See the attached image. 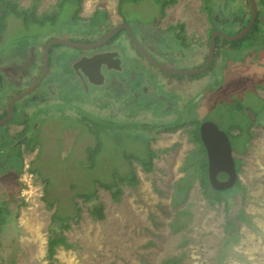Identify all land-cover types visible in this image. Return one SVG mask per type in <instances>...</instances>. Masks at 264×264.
Here are the masks:
<instances>
[{"label":"rangeland","instance_id":"obj_1","mask_svg":"<svg viewBox=\"0 0 264 264\" xmlns=\"http://www.w3.org/2000/svg\"><path fill=\"white\" fill-rule=\"evenodd\" d=\"M56 1L40 0L35 3L33 0H17L24 9L35 5L38 15L51 12ZM211 1L213 7L218 6L217 2L226 1L224 5L230 15L218 23L225 34L233 35L234 29L238 31L247 25V19L240 21L241 16L233 6V0ZM257 1L259 12L264 15V0ZM97 9H103L109 18L96 32L97 35L104 33L109 23L113 26L123 21L117 10V0H84L80 15L88 16ZM121 9L135 32L139 24L154 25L161 15L155 0H143L140 6L126 3ZM69 13L66 10V18L60 19L61 24L65 22L62 27L67 30V35L74 33L66 24L70 19ZM95 21L92 20V26L96 25ZM50 29L52 27L49 26H24L13 15L7 18L0 37V70L6 73L5 76L0 75L6 86V91L0 93V110L20 88L14 84L7 85L13 82V77L6 70L12 65L20 69V74L27 79L24 85L31 81L33 73L36 76L40 74L41 53L49 32H52ZM261 30L253 36L252 47L246 43L240 52L223 53L221 57L223 60L227 56L237 60L242 57L243 65L249 59L251 70H248V76L242 74L230 80L228 78L225 84L222 63L215 58L205 76L197 79L194 85L175 89L169 85L165 89L159 82L155 83L160 77L150 76L157 74L156 68L148 63L149 69L142 59L132 67L128 66V72L125 64L122 65L124 72L121 77L126 85L116 86L119 94L105 92L104 84L94 88L88 85V88L77 78L70 64L71 57H78L81 50L55 47L58 52L57 55L55 52L50 54L48 77L40 89L21 102L25 103L24 107H34L24 113L26 117L23 120L27 121L30 133L26 143L37 149L25 151L26 143L22 141L23 165L17 180L12 174L18 165V152L11 148L16 140L22 139L16 133L26 125L23 128V125L13 123L0 127V264H264L263 123L250 128L253 136L244 152H238L241 141L233 148L235 159L241 160L239 184L232 191L221 192L220 203L216 206L203 196L199 181L194 177L197 165H191L195 145L190 136L194 124L162 132L150 142V146L157 151L153 171L147 174L138 163L133 162L140 182L134 188L120 184L123 193L119 202L94 183V180L110 181L114 170L120 175L126 174L129 166L123 156L125 153H143L144 146L142 138L137 135L136 124L196 119L194 106L209 100L206 119L228 133L233 111L223 101L224 98L229 102L239 99L242 96L238 92L239 86L246 88L242 104L249 109L259 108L260 103L247 87L251 90L253 78L264 75V62L260 61L262 54H259L264 46ZM61 33L56 32L55 37ZM123 35L117 41L131 51V47L122 40ZM177 37L172 35L168 51L165 52L164 45L158 44L153 48L155 53H151L162 59L156 51L165 52L168 59L165 65L168 67L195 69L188 61L190 52L177 44ZM142 44L149 50L147 43ZM64 51L69 55H64ZM168 77L174 78L171 75ZM150 80L155 84L149 83ZM257 95L264 98V90L258 89ZM21 103L16 105L18 115L23 111ZM196 113L200 119L202 112ZM244 113L250 121H254L252 113ZM82 117L107 119L109 123H105L108 129L101 131L102 148L93 168L88 166L86 149L94 146L96 141L83 125ZM233 122L244 123L245 119L237 114ZM231 133L238 134L239 131L231 130ZM25 163L38 172L32 173V178L29 173L24 176L29 171L24 170ZM185 176L193 181V186L185 201L174 207L172 197L175 185ZM41 178L48 183L47 194ZM93 190H96L97 200L103 207L104 218L101 220L91 215L83 199L74 196L75 193H90ZM75 204L80 209L79 217L67 221L62 227L64 243L55 247L50 258L47 239L52 215L56 211L60 219L72 217L76 214Z\"/></svg>","mask_w":264,"mask_h":264},{"label":"trees","instance_id":"obj_2","mask_svg":"<svg viewBox=\"0 0 264 264\" xmlns=\"http://www.w3.org/2000/svg\"><path fill=\"white\" fill-rule=\"evenodd\" d=\"M35 3L39 2L40 0H33ZM158 4H159V9H160V14L163 15L166 8L170 5L175 4V0H155ZM202 1V8L203 10L206 12L207 16H208V21L211 25V31L210 33H212L215 29H217V26L215 25V19L216 16H214L212 14L213 10H215V8L212 5V1L211 0H201ZM246 1V0H245ZM84 0H57L55 5L52 6V10L49 13H42L40 15H38L36 13V6L34 5L31 8H21L17 2V0H0V37L2 35V33L4 32L5 29V24H6V20L9 16L13 15L15 18L20 19L23 23L24 26H28V25H35V26H39L41 28H45V26H49L52 27V31L57 30L58 32H61L63 30L65 25V22L62 21V24L60 23V19L62 18H66L65 15V11L68 10L69 13V21H67V27L69 28H76L77 26L80 25L82 19L79 17L80 16V12H81V7L83 4ZM143 2V0H117V9H118V13L121 17H123L124 20H126V16L123 15L122 13V5L126 4V3H132L134 5H137L139 3ZM248 8V13L250 15V7L247 3V1L245 2ZM258 4V1H257ZM260 13V12H259ZM240 16L242 15L239 12ZM97 17V18H95ZM250 17V16H249ZM92 20H96V25L91 24ZM107 20V15L106 12L104 11H97L96 13H94L93 17L90 18V22H88L87 24L89 25V28L91 29L92 33H96L98 31L101 30L102 25L105 23V21ZM224 20V19H223ZM249 20V18H247V21L245 23H247ZM222 21V19H220V22ZM243 23V25L245 24ZM261 20L259 19V14H258V18L254 24V26L252 27V29L250 30V32L243 37L240 40L237 41H226L221 37H218L216 39V49H215V57L218 56V54L220 53V50L224 49L227 50V52L229 53H237L240 52L243 48L242 46L246 43L250 44V46H253V36L255 35V33L260 32L261 30ZM54 27V29H53ZM180 28L183 30V25L180 26ZM240 29H242V27H240ZM239 29V30H240ZM238 30V31H239ZM237 30L232 33L235 34L238 32ZM53 32H49L48 35H52ZM264 44V43H263ZM261 48V47H260ZM264 46L261 48L263 49ZM259 54L261 55V62H264V49L263 50H259ZM246 56V54H245ZM244 56V57H245ZM257 56V55H256ZM242 57H240L241 59ZM235 57H227V59H225L224 62H222L221 68L223 71H225V80L224 83L226 84L228 82V78L229 80L232 77L235 76H239V75H246L248 76V70H251V66L248 64L249 63V59L247 60V62L245 61L246 65L241 64V60ZM50 60V58H49ZM223 60V59H222ZM240 62V63H237ZM237 67H240V69H238ZM205 73L196 75V76H180V75H172V77L178 78V79H183V78H192V79H200L201 77H204ZM250 77V76H249ZM229 84V83H228ZM227 84V85H228ZM231 84V81H230ZM252 89H249V86L247 87V90H249V93H252V95L255 96V99L260 103L259 108H252L249 109V107H246L243 103V91L246 90V88L239 86L240 91L239 94L241 93L242 96L239 97V99L237 100H231L229 102V100H227V98H224L225 100L223 102H226L229 104V107L231 108V111H233V114L231 116V121L228 125V135L230 137L231 143H232V147L236 148V145L239 141H241L240 143V148L241 150H238V152H244L245 149L247 148L250 139L253 136V132L250 131V128L252 126H257L260 125L261 123L264 124V98H261L257 95L256 93V89H263L264 90V75L262 78H259L257 76H255L252 80ZM246 85V84H245ZM246 96V95H245ZM210 98V97H209ZM206 105H209V100L206 102ZM244 111L250 112L253 114L254 117V121H250V118L244 113ZM168 112V111H167ZM196 115V119L192 117V119H187V120H174L170 123H163V124H154V123H143V124H136L135 127L136 131H137V135H139V138L141 137V143L142 146H144V151L141 154H124V158L127 160L128 162V171L126 174L120 175L119 173L116 172V170L113 171L112 174V179L108 182H103V181H99V180H94L95 185H97L98 187L103 188L104 190L108 191L112 197V199L115 202H119L121 195H122V189L120 187V184H125L128 185L132 188L136 187L140 180L139 177L135 171L133 162L138 163L142 170L145 173H151L154 169V159L157 156V151L155 149H153L150 146V142L151 141H155L158 137V135L162 132H172L174 130L180 129L186 125L189 124H195V128L190 132V136H191V142L195 145V150L192 152V157H191V165L192 164H196L197 165V172L196 174H194V177L196 179H198L199 184L202 188L203 191V196L209 201V203L213 206H216L220 203V198L222 197V194L220 191L214 190L213 188H211L209 182H208V173H207V156H206V150L201 142L200 139V135H199V121L197 119V113H194ZM237 114H240L244 117L245 122L244 123H238V122H233L235 119V116ZM191 116H193L192 114H190ZM26 116H22L21 118H19L18 120L14 121V123L16 124H20L23 125V128L25 126L24 129H22V131L19 133L20 134V138L22 139H18L19 141H15L14 142V146H12L11 150H17L18 153H16V157L18 160V165L16 167V169H14L13 171V177L14 180H17L19 174L22 171V165H23V159H22V151H21V146L23 145V142L26 143L27 138L29 137L30 133L27 131V121L23 120V118H25ZM91 119V118H90ZM89 118H81V121L83 123V125H85L89 131L90 134H92V136L95 139V145L92 147H88L86 149V159L88 162V166L90 168H93L95 166V162H96V158L97 155L99 154V152L101 151L102 148V142L100 139V134L101 131H105V129H108V127H105V123H107V125L109 124L107 121V119L105 120H101V119H91ZM178 119V118H177ZM88 120V121H87ZM90 120V121H89ZM103 121V122H102ZM131 126V125H128ZM110 127V126H109ZM134 127V126H133ZM231 130H238L239 133L238 134H232ZM23 141V142H22ZM140 142V141H139ZM35 149H37L36 146H33L31 144L26 143L25 145V151L27 152H33ZM11 153H13V151H11ZM39 153V152H38ZM38 156V154H37ZM235 164H236V170L237 173L240 170V166H241V160L235 159ZM7 171V170H6ZM29 171L30 173H38L36 171V169H32L29 167ZM40 176V175H39ZM43 180V183L45 184L44 186V192L47 194V186L48 183L47 181H45V179L41 178ZM239 184V179L237 180L236 186H238ZM193 186V181H191V179H189L187 176H185V178L181 179L180 181H178L175 185V192L173 194V203H174V207H177L179 205H181L185 199L188 196V193L191 189V187ZM96 190H93L90 193H75L74 196L83 199V201L89 206L90 208V212L91 215L94 216L96 219H103L104 218V214H103V207L102 204L100 202H98L97 200V196L95 195ZM48 201V200H47ZM48 204L50 206H52V203L48 201ZM75 208H76V204H75ZM80 209L76 208V214L72 217H67L65 219H60L58 218V214L55 211L52 215V226L50 229V235L47 239V248H48V252H49V257H52V254H54L55 251V247H57V245L59 244H63L64 243V238L61 236V230L62 227H64L67 223V221L70 220H77L78 219V213H79Z\"/></svg>","mask_w":264,"mask_h":264},{"label":"water","instance_id":"obj_3","mask_svg":"<svg viewBox=\"0 0 264 264\" xmlns=\"http://www.w3.org/2000/svg\"><path fill=\"white\" fill-rule=\"evenodd\" d=\"M246 1L250 7V19L247 25L233 35L225 34L221 29L214 30L210 35L204 63L202 66L190 70L174 69L157 61L144 49L127 23L113 26L101 39L94 42H75L63 38H53L49 40L43 50L40 76L29 87L9 100L7 104V115L0 119V126H3L13 118V106L33 93L47 77L49 71V53L53 46L60 45L77 50L92 51L104 45L118 32L124 30L133 47L145 58V60L155 66L159 71L170 75L196 76L205 73L213 63L215 58L216 39L218 37L226 41H237L245 37L252 29L258 18L259 7L256 0ZM120 64L121 61L118 53L115 51H108L75 60L72 63V68L79 78L83 79L85 77L90 84L96 85L101 81L103 76L101 73L102 66L108 69L112 68L118 70ZM86 68H90V71L86 70ZM206 111V107H204L202 113H200V119H203ZM199 135L206 150L208 182L211 188L220 192L234 190L238 180V173L229 135L210 120H205L199 125Z\"/></svg>","mask_w":264,"mask_h":264},{"label":"flooded vegetation","instance_id":"obj_4","mask_svg":"<svg viewBox=\"0 0 264 264\" xmlns=\"http://www.w3.org/2000/svg\"><path fill=\"white\" fill-rule=\"evenodd\" d=\"M245 1V0H244ZM257 1V0H256ZM246 2V1H245ZM259 7V6H258ZM118 10V9H117ZM97 11H104L103 9H97V10H94L90 15H88V16H82V15H80L79 17L82 19V21H81V23H80V25L79 26H77L76 28H73V31H74V33H72V34H69V35H67V30L66 29H63L60 33L61 34H58L57 35V37H55V34H56V32H58L57 30H54V31H52L53 32V34L52 35H48V39H46V44H47V42L49 41V40H51V39H53V38H63V39H67V40H72V41H75V42H94V41H97V40H99V39H101L109 30H111V28L113 27V26H116V25H119V24H123V23H127V24H129V26L131 27V29H132V31H133V33H134V35L137 37V39L139 40V42L141 43V45L144 47V49L147 51V52H149V54H151L157 61H159V62H161L162 64H167V61H168V59H166L165 58V52L166 51H168L170 48H169V46L171 45V44H168L169 43V41L172 39L171 37H172V35H176V36H178L177 38H176V41H178V43L177 44H180L181 42H182V40H183V35H182V32H183V30L180 28V26L182 25V24H176V25H167V26H161V22H162V20L164 19V17H165V12H164V14L163 15H159L157 18H156V20L154 21V25H150V24H148V23H143V24H139L138 26H137V30H136V32H135V30L132 28V26H131V24H130V22L128 21V19L126 18V20H124L123 19V21L122 22H120V23H118V24H116V25H113V26H111V23H109V27H106L107 29H105V31H104V33H102L101 35H97L98 33H92L91 32V29L89 28V25L87 24L88 23V21L90 20V18L91 17H93V15H94V13H96ZM105 12V11H104ZM261 13H262V11H261ZM259 14V13H258ZM106 15H107V13H106ZM123 18V17H122ZM139 19H137V21H138ZM109 21V18H108V15H107V20L105 21V23L103 24V25H105L106 24V22H108ZM136 21V22H137ZM138 24V23H137ZM111 26V27H110ZM69 28V27H68ZM217 29H219V28H217ZM217 29H215V30H217ZM222 30V29H221ZM223 31V30H222ZM263 31H264V26H263ZM224 32V31H223ZM122 34H124L123 35V37H122V40H124L125 42H126V44H128L129 45V47H131V51H128V49L126 50L125 49V44H123V43H119L118 41H117V38L118 37H120V36H122ZM211 35V34H210ZM210 39V38H209ZM142 42L144 43H147L148 44V46H149V50L142 44ZM263 43H264V32H263ZM45 44V45H46ZM158 44H161V45H164L163 47H164V50H165V52H161V51H156L157 52V54H159L158 56H160L162 59H158V58H156L152 53H155V52H153L154 51V47L155 46H157ZM250 45V44H249ZM57 46H60V45H56V46H53L51 49H50V53H49V58H50V54H53L54 52L56 53V55H57V52H58V50H57V48H55V47H57ZM45 47V46H44ZM53 48H54V50H53ZM60 48H67V47H65V46H60ZM69 48V47H68ZM264 49V48H263ZM263 49H260V50H263ZM44 50V49H43ZM77 50V49H76ZM108 51H112V52H117L118 53V55H119V59H120V61H121V64H120V68L118 69V70H114V69H112V68H110V69H108V68H106L105 66H102V68H101V73H102V79H101V81L98 83V84H96V85H93V84H90L88 81H87V79L84 77L83 79H81V78H79L76 74V76H77V78H79L81 81H83L84 82V84H86V86L89 88V86L90 87H92V88H94V87H97L98 85H100V84H104L103 86H104V91L105 92H110V93H113V94H119V92L117 91V89H116V86H119V85H121V86H125L126 85V81L121 77V75L123 74V72H124V70H123V67H122V65H124L125 66V68H126V72H128V66L129 67H132V65L133 64H135L137 61L138 62H140V60H142L143 61V63H145L146 62V64H147V66H149L148 65V61L147 60H145V58L133 47V45L131 44V42L128 40V38H127V34H126V32L124 31V30H122V31H120V32H118L117 34H115L111 39H109L104 45H102L101 47H99V48H97V49H95V50H89V51H87V50H81L80 51V55L78 56V57H71V59H70V64L72 65V63L75 61V60H78V59H80V58H82V57H90V56H92V55H94V54H96V53H100V52H108ZM221 51H223V53L224 52H226V53H228L227 52V50H220V53H221ZM84 52H89L88 54L87 53H84ZM132 52V53H131ZM152 52V53H151ZM169 52H172V51H169ZM42 55H43V51H42V53H41ZM248 54V53H247ZM246 54V55H247ZM64 55H66V56H68L69 54H67L65 51H64ZM71 56V55H70ZM82 56V57H81ZM227 56V55H226ZM222 57V56H221ZM228 57V56H227ZM235 58V57H234ZM215 59V58H214ZM51 60V59H50ZM50 60H49V68H50ZM225 61V59L224 60H222V58H220V63H222V62H224ZM140 64V63H139ZM150 64V63H149ZM142 65V64H141ZM17 66V65H16ZM143 66V65H142ZM150 66H153L152 64H150ZM149 66V69H151V67ZM41 67H42V57H41ZM56 67V66H55ZM154 68H156L155 66H153ZM172 68V67H171ZM4 70H6V69H4ZM86 70H88V71H90V68H86ZM8 73H11V74H9L11 77H13V82H9L8 84L7 83H5V84H7V85H12V84H14L16 87H19L20 86V88H18L17 89V91L10 97V98H8L7 99V101L5 102V104H4V106H3V108H2V110H0V119L1 118H4L6 115H7V104H8V102H9V100L13 97V96H15V95H17L18 93H20L21 91H23V90H25L27 87H29L32 83H34L37 79H38V77L40 76V74H41V70H40V74H38L37 76L36 75H34V73H33V76H31V77H33L32 79H31V81L27 84V85H24V81H26L27 79L26 78H24V77H26V76H24V75H22V74H20L21 72H20V69H18L17 70V67H14L13 65L12 66H9V68L6 70ZM156 71H157V74L156 75H154L153 73H152V75H150L151 76V78H152V76H157V77H160V80L159 81H156L155 83H157V82H159L160 84H162L163 85V88L165 87V89L166 88H168V86L170 85L171 86V88H173V89H175V88H177L178 86L177 85H174V80L175 79H178V78H169L168 76L170 75V74H166V73H163V72H161V71H159L157 68H156ZM25 72V71H24ZM27 72V71H26ZM20 75H19V74ZM48 73H49V71H48ZM4 73H2L1 72V70H0V75L1 76H5V74L3 75ZM158 75H160V76H158ZM172 76V75H171ZM47 77H48V75H47ZM46 77V78H47ZM46 78H45V80H46ZM44 80V81H45ZM43 81V82H44ZM152 80H150L149 81V83H151V84H155V83H153V82H151ZM42 82V83H43ZM42 83H41V85H42ZM52 85H53V83H51ZM41 85L35 90V91H37L38 89H40V87H41ZM89 85V86H88ZM86 87V88H87ZM87 88V89H88ZM6 86H4V82H3V79H2V81H1V77H0V93H3V92H5L6 90ZM156 89L157 88H155L154 90L156 91ZM259 89V88H258ZM258 89H256V93H257V90ZM259 90H261V89H259ZM34 91V92H35ZM159 91H161V92H163V90H159ZM33 92V93H34ZM160 92V93H161ZM33 93H31L29 96H27V97H25V98H23L19 103H21L22 101H24V99H26V98H28V97H30ZM102 93H104L103 91H102ZM147 93V92H146ZM160 98H162V97H159V99ZM261 98H263V97H261ZM18 103V104H19ZM21 105H23V111L20 113V115H18L17 114V106L16 105H14L13 106V110H14V114H13V118L10 120V121H8L6 124H4L3 126H0V127H5V126H7V124H13L14 123V121H16V120H18L19 118H21L22 116H24V113H27V111L28 110H30V109H32V108H34V107H29V108H27V107H24V106H26L25 105V103H21ZM195 107V111L196 112H202L203 111V109H204V107H207V105H206V102H204L203 104L202 103H200V104H197V105H195L194 106ZM49 110H51L52 108H48ZM164 110H166V109H164ZM50 112V111H49ZM162 112H164V111H162ZM165 112H167V110L165 111ZM206 115V114H205ZM19 116V117H18ZM197 119H198V121H199V125L203 122V121H205V120H207L206 119V116H205V118H203V119H199V115L197 116ZM195 125V124H194ZM198 128H199V126H198ZM22 131V130H21ZM20 131V132H21ZM20 132H17L16 133V135L18 134V133H20ZM15 135V136H16ZM19 141V140H18ZM20 142V141H19ZM37 155V154H36Z\"/></svg>","mask_w":264,"mask_h":264},{"label":"crops","instance_id":"obj_5","mask_svg":"<svg viewBox=\"0 0 264 264\" xmlns=\"http://www.w3.org/2000/svg\"><path fill=\"white\" fill-rule=\"evenodd\" d=\"M225 2L226 1H223L222 3L217 2L216 4L218 6H215V10H213L212 12V14L216 16L215 25L217 26V28L222 30V26L218 25L220 19L223 20L224 18L228 17L227 15H230V13L227 14V8L224 5ZM141 4L142 2L137 5L140 6ZM233 6L236 7V9H238L237 11L242 14L239 18L240 21H244L249 17V11L244 0H233ZM262 15L263 13L260 12L259 19H261ZM176 24L183 25V40L179 45L186 51L190 52L188 61L193 63V68L202 66L207 54L208 43L211 34V25L208 21L206 12L202 8V1L175 0V4L168 6L165 10V17L161 22V26L165 27L167 25ZM260 25V28H262L263 30L264 21L260 23ZM235 31L236 29H234V32ZM221 53L222 55H218L217 57H215L218 61H220L221 56H223V51H221ZM224 54H226V52H224ZM210 74L211 76L213 75L212 73ZM197 81V79L192 78L175 79L174 85H177L178 87H187V85H194V83H196Z\"/></svg>","mask_w":264,"mask_h":264},{"label":"built area","instance_id":"obj_6","mask_svg":"<svg viewBox=\"0 0 264 264\" xmlns=\"http://www.w3.org/2000/svg\"><path fill=\"white\" fill-rule=\"evenodd\" d=\"M24 170L27 172L29 170V167L27 165V163H25V166H24ZM29 173V174H28ZM28 174L30 178H32V173H30L29 171L27 173L24 174V176ZM30 184L27 182V186H29Z\"/></svg>","mask_w":264,"mask_h":264}]
</instances>
